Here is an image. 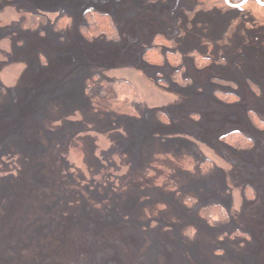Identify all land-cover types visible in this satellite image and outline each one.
Returning <instances> with one entry per match:
<instances>
[{
  "label": "rangeland",
  "instance_id": "374dc122",
  "mask_svg": "<svg viewBox=\"0 0 264 264\" xmlns=\"http://www.w3.org/2000/svg\"><path fill=\"white\" fill-rule=\"evenodd\" d=\"M156 1L0 0V264H264V41ZM121 81L141 107L96 101Z\"/></svg>",
  "mask_w": 264,
  "mask_h": 264
},
{
  "label": "trees",
  "instance_id": "16d2710c",
  "mask_svg": "<svg viewBox=\"0 0 264 264\" xmlns=\"http://www.w3.org/2000/svg\"><path fill=\"white\" fill-rule=\"evenodd\" d=\"M32 18H37V17H32ZM60 18L61 20L59 26L57 24L54 26V29H56L55 31H63L65 29L62 28L61 25L62 23H64L66 16ZM84 21L85 23L79 29L81 31V35L85 42L89 43L101 37L111 42H118L121 40L119 27L113 23L112 18L108 14L101 12L99 13L93 10H88L85 13ZM34 22L32 24H34ZM57 27L61 30H58ZM149 48H147L145 51L142 52L144 59L147 54L153 52V50L155 49L154 44H152ZM167 55L170 57V59H167L168 63L172 67L174 64H176L178 55L171 52L168 53ZM170 60H173V63H171ZM206 66L207 64H202L200 67L202 68ZM182 70H183V66L180 65L178 69L174 70V75L177 73L179 74ZM89 87L93 88L91 84H89ZM90 88L87 90L89 91ZM120 96L124 97L125 101L122 102V100H120ZM129 100L133 101L134 103L136 102L135 105L139 107L143 105V101H140V94L138 93V91L134 90L132 86L125 81L119 82L118 85L112 83L104 84L102 87H100L99 94L96 97V101L98 102L107 101L110 105H119L126 102L125 105L131 107V105L134 103H130ZM159 117L161 118L160 113H159ZM234 137H237L241 140L248 142L250 146L249 147L239 146L241 142H237V145L235 143L233 144L230 143L229 140ZM220 141L226 147L237 150L250 149L252 147L251 143H253L252 139H250L242 131L239 130H231V131L226 130L224 134L220 136Z\"/></svg>",
  "mask_w": 264,
  "mask_h": 264
},
{
  "label": "flooded vegetation",
  "instance_id": "af4514ba",
  "mask_svg": "<svg viewBox=\"0 0 264 264\" xmlns=\"http://www.w3.org/2000/svg\"><path fill=\"white\" fill-rule=\"evenodd\" d=\"M149 1H152V0H149ZM196 1L203 2V0H196ZM204 1L210 2V7H206L207 13L209 16L199 14L195 17V19H200V18L208 19V18H213V17L215 18L230 17L231 23L236 24V32L240 29L242 35H247V37L243 39V42L245 41L244 42L245 44L253 43L255 40L257 42L264 41V0H204ZM173 2L182 4L183 9H186L187 6L191 4V0H182V1L173 0ZM202 2L201 4H203ZM173 14L175 13L173 12ZM180 14H181V11L178 12L177 16H175V21H174L175 25H178L179 21H181V18H179ZM197 24L200 26L196 25L195 26L196 28L204 27L203 29L208 31L209 29L208 25L210 24L208 21L207 22H202V21L197 22ZM174 28H175V31L174 33H172L173 35L169 39V42L173 45L176 44L175 39L179 38V34L182 33L176 27ZM193 31L196 32V29H193ZM200 32L202 31L200 30ZM160 33L161 32L159 31V33L156 34L155 38H158V39L161 38ZM175 46L173 48H175ZM174 54H177V53L174 52ZM194 64L197 67V64L195 62Z\"/></svg>",
  "mask_w": 264,
  "mask_h": 264
},
{
  "label": "bare ground",
  "instance_id": "6f19581e",
  "mask_svg": "<svg viewBox=\"0 0 264 264\" xmlns=\"http://www.w3.org/2000/svg\"><path fill=\"white\" fill-rule=\"evenodd\" d=\"M152 44H149L148 46H151ZM94 98H96V97H94Z\"/></svg>",
  "mask_w": 264,
  "mask_h": 264
}]
</instances>
